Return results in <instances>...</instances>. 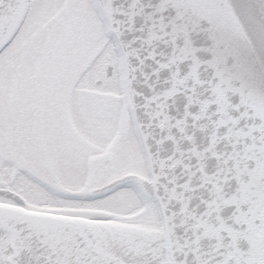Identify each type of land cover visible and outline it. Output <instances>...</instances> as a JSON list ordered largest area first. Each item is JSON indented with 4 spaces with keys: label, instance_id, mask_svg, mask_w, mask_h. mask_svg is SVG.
I'll return each instance as SVG.
<instances>
[{
    "label": "snow or ice",
    "instance_id": "obj_1",
    "mask_svg": "<svg viewBox=\"0 0 264 264\" xmlns=\"http://www.w3.org/2000/svg\"><path fill=\"white\" fill-rule=\"evenodd\" d=\"M0 264H264V0H0Z\"/></svg>",
    "mask_w": 264,
    "mask_h": 264
}]
</instances>
